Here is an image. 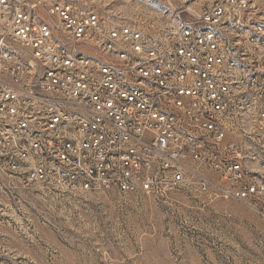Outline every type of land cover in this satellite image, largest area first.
Returning a JSON list of instances; mask_svg holds the SVG:
<instances>
[{
  "label": "built area",
  "instance_id": "2783aa9c",
  "mask_svg": "<svg viewBox=\"0 0 264 264\" xmlns=\"http://www.w3.org/2000/svg\"><path fill=\"white\" fill-rule=\"evenodd\" d=\"M0 173L264 212V0H210L148 30L0 0Z\"/></svg>",
  "mask_w": 264,
  "mask_h": 264
},
{
  "label": "rangeland",
  "instance_id": "374dc122",
  "mask_svg": "<svg viewBox=\"0 0 264 264\" xmlns=\"http://www.w3.org/2000/svg\"><path fill=\"white\" fill-rule=\"evenodd\" d=\"M60 1L148 30L210 0ZM0 264H264V212L189 190L71 193L0 173Z\"/></svg>",
  "mask_w": 264,
  "mask_h": 264
}]
</instances>
